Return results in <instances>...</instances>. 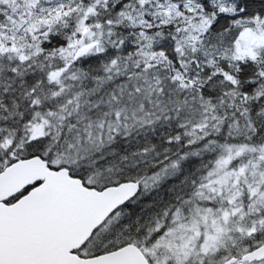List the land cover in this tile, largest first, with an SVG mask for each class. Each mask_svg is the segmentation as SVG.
Wrapping results in <instances>:
<instances>
[{"label":"snow or ice","instance_id":"6c2138e0","mask_svg":"<svg viewBox=\"0 0 264 264\" xmlns=\"http://www.w3.org/2000/svg\"><path fill=\"white\" fill-rule=\"evenodd\" d=\"M0 264H264V0H0Z\"/></svg>","mask_w":264,"mask_h":264}]
</instances>
